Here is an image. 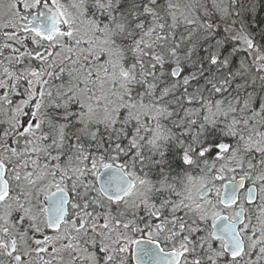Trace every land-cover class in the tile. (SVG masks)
Wrapping results in <instances>:
<instances>
[{"label":"snow or ice","instance_id":"1","mask_svg":"<svg viewBox=\"0 0 264 264\" xmlns=\"http://www.w3.org/2000/svg\"><path fill=\"white\" fill-rule=\"evenodd\" d=\"M0 264H264V0H0Z\"/></svg>","mask_w":264,"mask_h":264}]
</instances>
